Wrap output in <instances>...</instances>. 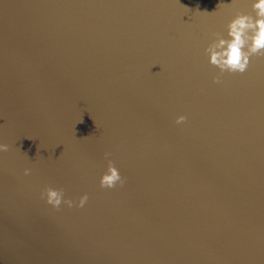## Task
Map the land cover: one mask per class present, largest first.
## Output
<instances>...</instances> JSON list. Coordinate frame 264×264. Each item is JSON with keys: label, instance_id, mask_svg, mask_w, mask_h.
Wrapping results in <instances>:
<instances>
[{"label": "water", "instance_id": "1", "mask_svg": "<svg viewBox=\"0 0 264 264\" xmlns=\"http://www.w3.org/2000/svg\"><path fill=\"white\" fill-rule=\"evenodd\" d=\"M252 2L0 0V264H264V56L205 52Z\"/></svg>", "mask_w": 264, "mask_h": 264}, {"label": "clouds", "instance_id": "2", "mask_svg": "<svg viewBox=\"0 0 264 264\" xmlns=\"http://www.w3.org/2000/svg\"><path fill=\"white\" fill-rule=\"evenodd\" d=\"M252 9L255 15L237 13L227 24V37L219 33L214 34V39L205 49L209 58V63L219 69V74L213 77L215 83H221V77L225 72L244 73L250 63V58L254 56H264V0H253ZM187 117L178 115L176 123L182 124ZM9 145L0 143V152H6ZM107 160L106 171L100 177L101 188H115L117 185L123 186L126 177H123L115 163L109 157L111 153L105 152ZM31 169L25 168L24 175H29ZM40 196L48 205L60 210L62 204L69 208L73 206L83 208L89 197L85 193L78 200L67 198L63 188L45 186L40 192Z\"/></svg>", "mask_w": 264, "mask_h": 264}]
</instances>
